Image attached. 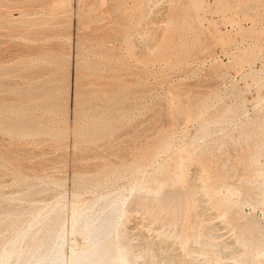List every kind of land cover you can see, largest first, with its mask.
Segmentation results:
<instances>
[{"label":"rangeland","instance_id":"374dc122","mask_svg":"<svg viewBox=\"0 0 264 264\" xmlns=\"http://www.w3.org/2000/svg\"><path fill=\"white\" fill-rule=\"evenodd\" d=\"M8 1L9 4H12L10 2L15 4L14 0ZM39 1L41 0H29L27 3L34 9L33 5ZM42 1H47L44 3L47 8L55 5L54 0ZM18 2L15 5L18 4L19 7L24 1L18 0ZM70 3L71 6L68 8L70 10L67 12L69 15L66 13L69 18L65 13L63 17L61 13L49 19L56 27L59 25L58 22H64H61L58 28L53 27V30L56 29L54 31L46 30L52 35L56 34L43 40V47L46 48L39 50L40 56L28 57L31 58L28 60L35 59L39 74L42 75L46 71L43 76H39L40 79L36 76L35 83L28 80L21 82L18 78L28 61L25 60L27 57L12 54L13 50H17L27 42L21 32H16L20 26L12 32L8 29H0V33L2 32L0 42L4 43L0 44V48L6 46L5 51L2 50L0 55H4L5 60L11 59V61L4 60L3 64L0 63V67L6 64L5 68L12 72L6 77L8 84L10 82L14 84L15 80L20 81L18 85L12 86L11 83L4 89L0 88L4 91L3 93L0 91V97L3 94L2 97H6L8 101L7 108L0 106L4 109L3 112L0 111V145L4 146V148L0 147V157L5 156V159L0 158V210L3 209L4 212L10 210L4 214L0 211V225H2L0 247L4 249L8 246L7 241L11 240L9 237L14 236L18 231L17 228L20 229V223L24 222L23 218L24 227H27L33 217H43L48 208L61 205L64 207L63 248L67 261L72 241L76 239L75 247L78 249L82 247L80 235L71 234V207L74 205L86 207L101 195H111L109 199L121 195L125 202L124 209H128V212L121 218L119 228L124 231L126 239L134 247L136 246L134 250L140 262L144 260L142 248L144 250L147 243V246L152 245L151 248L154 250L160 247L159 249L164 250L163 253H168L169 256L184 255L182 243L173 235L181 227L192 225L186 220L190 214L186 209L188 210L187 201L191 197L189 187L193 178L192 183L195 185L192 186L197 188L205 186V190H197L198 194L201 192V196L203 194L204 196L203 198L200 195L196 196L197 200L200 197L201 202L198 201L197 205H200L196 206L195 213L193 212L199 214L198 218L199 216L200 219L201 216L203 218L199 219L200 222H196L198 228L196 223L193 226L197 230L205 227L216 237L212 240H204L201 236L198 241L218 243L222 248L224 247L223 250L227 255L229 253L228 259L220 258L219 254L211 249L203 252L202 246L199 247L194 242L195 244L190 246L198 249V254L195 253V264H207L215 258L227 264H234L233 260L236 259L235 257L238 258V253L236 255L234 253L241 249L238 244L241 228L250 225L253 231L248 233L249 236L264 241V204L260 201L264 192V183L262 185L260 183L264 176L257 174L264 164V0H71ZM79 9H82L85 15L80 13ZM89 14L93 15L89 16ZM91 17L96 20L92 21ZM127 17L131 18V21H128ZM80 20L83 26L79 24ZM124 25L126 28L128 25L133 28L129 26L126 29ZM63 34L66 35L65 41L61 38ZM124 34L128 35L124 39H131L126 40L133 42L131 43L133 47L130 43L127 44L128 41H124ZM80 41L81 44L78 45ZM56 47L58 50L62 49L61 52ZM127 47L131 50L127 51ZM118 48L122 51L120 49L118 51ZM10 50L11 54L10 52L4 54ZM125 50L132 56L130 54L127 57L129 54ZM59 56H62L64 61H57ZM124 59L130 61L127 60L128 65ZM75 78L81 79L78 88L81 84L80 89L83 91L90 89L87 88L88 86L92 87L94 94L80 93L82 97L78 95V98L75 91L78 80ZM37 79L41 83L38 85L42 91L37 85ZM31 84H36L37 90L39 91L40 88L39 92L42 93L38 92L40 95L36 97H26V100L24 97L21 98L19 91L28 88ZM20 85L28 87L20 89L22 87ZM46 85L51 89L49 93L52 94L48 93L51 97L43 92ZM53 88L55 92H52ZM101 91L107 94L103 95ZM62 94L64 97H61ZM56 95H60L59 98L62 99ZM92 95L98 98L95 99ZM83 97L89 99V102ZM107 97L110 100L104 101ZM58 103L61 107L57 105ZM81 103L84 105L85 113L95 105V109L91 108L94 110L90 109L92 117L88 115L89 113L86 114L87 116L82 113L83 110L80 112L81 108L84 109ZM174 109L175 115L171 113ZM77 111L83 118H80ZM169 112L174 118L177 117L176 121L173 120V116L169 117ZM23 115L27 117L26 120L31 121L34 130L27 128L18 132L10 130L11 128L4 124V121L8 120L21 121ZM78 127L82 130L77 131ZM88 128H94V132ZM74 131H77V136ZM17 132L23 133L20 135ZM86 134L92 137L87 138ZM111 142L114 147L119 146L113 148L114 151L110 149ZM80 147H83L81 150L86 153L78 151ZM89 147L92 149L90 150ZM85 148L87 151L84 150ZM74 151L75 154L79 152L78 155L81 157H76ZM84 153L87 155H83ZM98 153L101 154L100 157ZM109 165L111 169L115 168V172L113 170L110 172ZM105 166L110 176L106 173ZM213 168H216L215 171ZM102 169L105 170L106 175ZM117 170H121L122 173ZM100 171L104 174L99 173ZM100 174L105 177H100ZM155 175L159 177V181ZM85 179L87 182H84ZM92 179L95 183H92L94 182ZM207 179L212 181L206 182ZM242 180L246 183H242L244 182ZM113 182L114 184H111ZM240 184L243 185L244 190L240 191ZM133 186L135 189L131 191ZM148 187H151L153 192H149ZM28 189H31L30 196L34 194L33 198H27L26 194L30 193ZM32 190L37 193L35 191L36 194L32 193ZM246 192L251 193V200L248 199ZM140 199H147L146 203L150 206L152 204L150 217L146 216L148 215L146 211L142 212L135 206V201ZM224 201L230 204L225 216H223L224 209L218 205ZM35 208L38 209L37 213ZM176 208H178L177 212ZM39 211L42 213L40 214ZM151 217L155 223H152ZM174 217L182 220L183 224L182 222L177 224L180 228L174 224L176 219ZM3 218L6 221L1 220ZM167 218L171 220L168 221ZM12 220H15V223L19 221L16 223L17 226ZM6 222L10 224L7 226V232L6 226H3ZM10 226H13L14 231L12 228L10 230ZM37 227L39 228L33 226L31 232H36ZM17 233L15 236L18 235ZM13 236L12 239L16 238ZM25 238L26 241L24 240L22 246L30 245L31 237ZM143 243L145 244L142 245ZM154 244L158 247L154 248ZM160 259L161 257L152 258L146 264L174 263H160L158 261ZM14 262L11 261L10 264Z\"/></svg>","mask_w":264,"mask_h":264},{"label":"bare ground","instance_id":"6f19581e","mask_svg":"<svg viewBox=\"0 0 264 264\" xmlns=\"http://www.w3.org/2000/svg\"><path fill=\"white\" fill-rule=\"evenodd\" d=\"M15 1V4H16V2H18V0H14ZM20 1V0H19ZM24 2L22 3V4H19V7L17 6V5H15V4H13V2H10V3H12V4H9V1L8 0H0V29H8L9 31H13V29H15V28H17V27H19L20 29L18 30V31H16V32H21V34L23 35V36H25L24 38L25 39H27V42L24 44V45H21V47H19L17 50H13L12 51V54L13 53H15L16 55H19V57H27V58H25V60H28V59H31V58H28V57H31V56H40V54H39V50L41 49H44V47L46 48V46H44L43 47V40H45V39H49V37H51V36H53V35H55L56 33H53V35L52 34H50L48 31H52L53 30V27H56V26H54L55 25V23H52L51 21H49V19L51 18L52 19V16L53 15H56V14H63V13H65V15H67L68 13V11L70 10H68V8L71 6V0H54L55 2H54V6L51 8H47V5L45 4L44 5V3L46 2L47 3V1H39V2H37V4H35V2H34V4L35 5H33V6H35V8L33 9L32 8V6L30 7V5L27 3L29 0H23ZM19 3V2H18ZM30 3V2H29ZM31 4V3H30ZM17 8V9H16ZM32 8V9H31ZM82 8V7H81ZM92 8V7H91ZM14 10H16V12H17V10H18V12L15 14L14 13ZM35 10V11H34ZM72 10V9H71ZM79 10H81L82 11V9H79ZM80 11V13H82V14H84L85 15V12L84 11H82L81 12ZM91 11H93V10H91ZM72 12H73V10H72ZM71 12V13H72ZM67 13V14H66ZM89 13V12H88ZM91 13V12H90ZM75 14V13H74ZM57 15V16H58ZM69 15V14H68ZM68 15L66 16V17H68ZM72 14H70V16H71ZM83 15V16H84ZM91 15H93V14H91ZM90 14H89V16H91ZM118 16V15H117ZM60 17V16H59ZM61 17H62V15H61ZM63 17H65L64 16V14H63ZM120 17V16H119ZM130 17V16H129ZM69 18V17H68ZM92 19V21H95L96 19L95 18H97L96 16H95V18H93V17H91ZM113 18V17H112ZM128 18V17H127ZM79 19V18H78ZM95 19V20H94ZM98 19V18H97ZM114 19H115V17H114ZM131 19V18H130ZM129 18H128V21H131ZM81 20H83V18H81ZM79 21V24L80 25H84L83 23H82V21ZM99 20V19H98ZM119 20V19H118ZM117 20V21H118ZM127 20V19H126ZM116 21V20H115ZM61 22H64V21H61ZM61 22H58L59 23V25H61ZM77 22V21H76ZM58 23H57V25H58ZM127 23V22H126ZM19 24V25H18ZM65 24H67V23H65ZM70 23H68V25H69ZM76 24V23H75ZM78 24V25H79ZM122 24V23H121ZM129 24V23H128ZM58 25V26H59ZM77 25V26H78ZM58 26L56 27V28H58ZM129 26H131V25H128V27L127 28H129ZM124 28H126L125 27V25L123 26ZM122 27V28H123ZM132 28H133V26H131ZM123 28V29H124ZM126 28V29H127ZM132 28H131V30H132ZM119 29V28H118ZM46 30H48V31H46ZM54 30H56V29H54ZM53 30V31H54ZM120 30H122L121 28H120ZM119 30V31H120ZM130 29H128V31H129ZM131 30H130V32H131ZM123 31V30H122ZM10 32V33H11ZM8 33V32H7ZM15 33V32H14ZM118 33H121V32H118ZM126 33V32H125ZM127 33H129V32H127ZM0 34H2V32L0 33ZM4 34H6L5 32H4ZM20 34V33H19ZM121 34H123V33H121ZM130 34V33H129ZM131 34H132V32H131ZM11 34H8V36H10ZM120 35V34H119ZM125 36H123V39H124V37H126V36H128L127 34H124ZM2 36V35H1ZM58 36V35H57ZM64 36H66V35H64L63 34V37L61 36V38H63L62 40H64L65 41V39H64ZM69 35L67 34V37H68ZM120 37V36H119ZM122 37V36H121ZM2 38V37H1ZM4 38V37H3ZM131 38V37H130ZM79 39V38H78ZM116 39H118V37L116 38ZM126 39H128V40H131V39H129V38H126ZM126 39H124V41L126 40ZM69 40H70V38H69ZM128 40H126V42L128 41ZM2 41V40H1ZM63 41V42H64ZM45 42V41H44ZM78 42V41H77ZM62 43V42H61ZM130 43V45L132 46L133 44H131V43H133V42H131V41H128V43L127 44H129ZM0 44L2 45V44H4V43H1L0 42ZM14 44V43H13ZM81 44V41L79 42V44L78 45H80ZM4 46V45H3ZM129 46V45H128ZM131 46H130V48H131ZM5 47V48H4ZM2 49L0 48V53H2L3 51L2 50H4L5 51V49H6V46H4ZM49 47V46H48ZM52 47V46H51ZM50 47V49H52ZM63 47H65V46H63ZM133 47V46H132ZM60 48H61V45H60ZM128 48V47H127ZM126 48V49H127ZM55 49V48H54ZM56 49L58 50V48L56 47ZM114 48L112 47V50H113ZM119 49L120 48H118V51H119ZM131 49H133V48H131ZM131 49H129L128 48V50L127 51H130ZM150 49V48H149ZM61 50L62 49H60V50H58L59 52H61ZM121 50V49H120ZM148 50V49H147ZM146 50V51H147ZM122 51V50H121ZM120 51V52H121ZM8 52H10L9 54H11V50L10 51H7V52H5L4 54H7ZM42 52V51H41ZM125 52H126V50H125ZM62 53H63V51H62ZM126 53H128V52H126ZM125 53V54H126ZM159 53V52H158ZM39 54V55H38ZM41 54H43V53H41ZM129 54V53H128ZM127 54V55H128ZM131 54V53H130ZM130 54L127 56V57H129L130 56ZM64 56H65V54H64ZM131 56H132V54H131ZM56 57H57V55H56ZM59 57H61L62 58V56H59ZM59 57L56 59L55 58V61L57 60V61H60V60H63V58L62 59H59ZM122 57H124V56H122ZM127 57H125V58H127ZM37 58H40V57H37ZM119 58V57H118ZM18 59V58H17ZM33 59V58H32ZM5 60V56L4 55H0V63L1 64H3V61ZM13 60V59H12ZM114 60V59H113ZM127 60L128 59H124V61L127 63ZM5 61H11V59L9 58V59H6ZM21 62H25L24 60L22 61V60H20ZM36 61H37V59H36ZM64 61V60H63ZM114 61H116V60H114ZM129 61V60H128ZM77 62H78V60H77ZM130 62V61H129ZM125 63V64H126ZM79 64V63H78ZM8 65V64H7ZM25 65H27V66H25V67H23L22 68V71H21V74L19 75V80L22 82L23 80L25 81V80H28V82L29 81H35V78H36V76H38L37 78H41V77H39L40 75H41V73L39 74V71L37 70L38 68H37V66H38V64L35 62V59L34 60H28L26 63H25ZM127 65H128V63H127ZM5 66H6V64H5ZM5 66L4 67H0V88L2 87L3 89H4V87L7 85V86H10V84L12 85V86H14V85H18L19 83H20V81L19 80H15V82H14V84H13V82H10V84H8L7 82H6V77H8V75L10 74V72L11 71H9L7 68H5ZM78 66V65H77ZM130 66H131V64H130ZM7 67V66H6ZM79 67V66H78ZM77 67V68H78ZM9 68V67H8ZM30 68H32V69H30ZM127 68V67H126ZM129 70V69H128ZM41 71H42V69H41ZM13 72H15V71H13ZM17 72V71H16ZM127 72V71H126ZM12 73V72H11ZM46 73V71L45 72H43L42 73V75L41 76H43V74H45ZM76 74V73H75ZM18 76V75H17ZM77 77V76H76ZM75 79H77V78H75ZM38 80V79H37ZM78 80V79H77ZM77 80H75V81H77ZM79 80H81V79H79ZM79 80L77 81V85H76V87L77 86H79L80 84H79ZM8 81V80H7ZM39 81V80H38ZM38 81H36L37 82V85H38V83L39 84H41L40 83V81L38 82ZM27 82V81H26ZM25 82V83H26ZM35 83V82H34ZM29 84V83H28ZM23 85V84H22ZM22 85H20V86H22ZM37 85L36 84H31V86H25V87H21L20 89H22V88H26V87H28V88H26V89H22L21 91H19V95H21L22 97L21 98H23L24 97V99L26 98V97H36V96H38V95H40L42 92H39L40 91V86L38 85V87H40L39 88V91L37 90L38 89V87H37ZM128 85V84H127ZM47 87H48V85H46ZM91 86H94V85H91ZM97 86H99V85H97ZM43 88L44 89V94L45 95H47L48 97L52 94H50L49 92H51V89L48 87V88ZM81 87H82V84H81ZM80 87V88H81ZM85 87V86H84ZM95 87V86H94ZM93 87V88H94ZM103 87L104 88H106L105 87V85L103 84ZM56 88V87H55ZM78 88V87H77ZM77 88H75L76 90V95L78 96L80 93H84V94H88V93H90V94H92L94 91H92L91 90V88L92 87H87V88H90V89H88V90H81L80 88H78V90H77ZM86 88V87H85ZM85 88H83V89H85ZM97 89H99V87H96ZM6 89V88H5ZM8 89V88H7ZM19 89V88H18ZM96 89V90H97ZM112 89V88H111ZM114 89V88H113ZM117 89V88H116ZM119 89H120V87H119ZM95 90V91H96ZM102 90V89H101ZM0 91H2V89L0 90ZM41 91H42V88H41ZM55 92V90H54V88H53V90H52V92ZM57 91V90H56ZM98 91V90H97ZM114 91H115V89H114ZM4 91H2V93H3ZM40 94H39V93ZM65 92V91H64ZM102 93L101 94H107V93H104L103 91H101ZM127 92V91H126ZM50 95H49V94ZM99 93H100V90H99ZM115 93V92H114ZM1 94V93H0ZM43 94V95H44ZM94 94V93H93ZM95 94H97L96 92H95ZM44 95V96H45ZM75 95V94H74ZM2 96H3V94H2ZM0 97V106H4L5 108H7L8 107V101H7V98L6 97ZM53 96V95H52ZM58 98H59V96L60 95H56ZM63 96V94L61 95V97ZM80 96V98L82 97L81 95H79ZM79 96H78V98H79ZM91 96V95H90ZM90 96H88V97H90ZM92 96H94V95H92ZM107 96V95H106ZM108 96H109V94H108ZM112 96H114V95H112ZM112 96H110L109 98L111 99V97ZM51 97V96H50ZM60 97V98H61ZM64 97V96H63ZM74 97H76V96H74ZM95 97V96H94ZM103 97V96H102ZM41 98V97H40ZM59 98V99H60ZM83 98H85L86 99V101H88L89 102V99L87 100V98L86 97H83ZM91 98V97H90ZM98 97H95V99H97ZM104 98V97H103ZM108 97L107 98H105V100L104 101H108V100H110ZM27 99V98H26ZM25 99V100H26ZM36 99V98H35ZM34 99V100H35ZM54 100H55V97L53 98ZM62 99V98H61ZM73 99H75L76 100V98H73ZM107 99V100H106ZM29 100V99H28ZM31 100H33V98L31 99ZM78 100V99H77ZM76 100V101H77ZM56 101V100H55ZM58 101H60V100H58ZM29 102V101H28ZM28 102H26V103H28ZM60 102H62V101H60ZM79 103L81 102L80 100L78 101ZM85 102V101H84ZM22 103V102H21ZM63 103V102H62ZM87 103V102H86ZM174 103V102H173ZM176 103V102H175ZM76 104V103H75ZM82 104V103H81ZM85 104V103H84ZM88 104V103H87ZM27 105V104H26ZM57 105H59V103L57 104ZM76 105H79V104H76ZM83 105V104H82ZM86 105V104H85ZM30 106V105H29ZM56 106V105H55ZM60 106V105H59ZM91 106V105H90ZM93 107L95 106V105H92ZM97 106V105H96ZM61 107V106H60ZM89 107V106H88ZM93 107H91V108H93ZM30 108V107H29ZM57 108V107H56ZM65 108V107H64ZM78 108H79V106H78ZM83 108H84V105H83ZM90 108V109H91ZM89 109V108H88ZM89 109V112H87V113H85L84 111H85V108L84 109H82L81 108V110H80V112L83 110V112L82 113H84L85 115L86 114H88L90 117H92L91 115H92V113H91V115H90V111L91 110H94L95 109V107H94V109H91L90 110ZM2 110V111H1ZM3 110L4 109H1V107H0V111L1 112H3ZM49 110V109H48ZM179 110V109H178ZM185 110V109H184ZM6 111V110H5ZM16 111V110H15ZM88 111V110H87ZM108 111V110H107ZM118 111V110H117ZM173 111H176L175 109L174 110H172L171 111V113H173V115H175L176 113L175 112H173ZM78 113H79V111H77ZM92 112V111H91ZM110 112V111H109ZM43 113V112H42ZM76 113V112H75ZM74 113V114H75ZM81 113V114H82ZM170 113V112H169ZM171 113H170V115H169V117H172L173 115H171ZM83 114V115H84ZM34 115V114H33ZM32 114H31V116H33ZM79 115H80V113H79ZM85 115H84V117H85ZM28 116V115H27ZM34 116H37V115H34ZM87 116V115H86ZM88 116V117H89ZM94 116V115H93ZM177 116H179L178 114H177ZM83 118V116H81L80 115V118ZM26 116L25 115H23V119L21 120V121H10V120H8V121H4V124L6 125V126H8L9 128H11L10 130H16V131H21V130H23V129H27V128H29V129H32V130H34V127H33V125L31 124V121H28L29 119H27L26 120ZM28 118H29V116H28ZM33 118V117H32ZM36 118H38V117H36ZM110 118H112V117H110ZM173 118H174V116H173ZM172 118V119H173ZM179 118V117H178ZM35 119V118H34ZM34 119H33V121H34ZM85 119V118H84ZM172 119H170V120H172ZM175 119H177V117L176 118H174L173 120H175ZM31 120V119H30ZM37 120V119H36ZM78 120H80L79 119V117H78ZM111 120V119H110ZM180 120V119H179ZM76 121V120H75ZM106 121V120H105ZM176 121V120H175ZM178 121V120H177ZM75 123H77V121L75 122ZM174 123V122H173ZM172 123V124H173ZM179 123V122H178ZM175 125L177 124V122H175L174 123ZM184 124V123H183ZM36 125V124H35ZM41 125V124H40ZM81 125V124H80ZM84 125V124H83ZM82 125V126H83ZM5 126V127H6ZM8 127H6V128H8ZM77 127V126H76ZM87 127V126H86ZM90 127V126H89ZM91 127H93V126H91ZM37 128V127H36ZM84 128V127H83ZM96 128H97V126H96ZM99 128V127H98ZM235 128V127H234ZM41 129L42 128H40V131H41ZM73 129V128H72ZM75 129V128H74ZM77 129V128H76ZM86 129V128H85ZM89 129V128H88ZM92 129V128H91ZM91 129H89V130H91ZM94 129V128H93ZM92 129V131L94 132V130ZM100 129V128H99ZM99 129H97V130H99ZM104 129V128H103ZM37 130H38V128H37ZM36 129H35V131L34 132H36L37 131ZM82 130V128H79L78 127V129H77V131H81ZM109 130V129H108ZM9 131V130H8ZM14 131H11V132H13L14 133ZM39 131V132H40ZM77 131H74V132H76L75 133V135L77 136ZM95 131H96V129H95ZM104 131H105V129H104ZM17 132V133H18ZM38 132V133H39ZM54 133H55V131H53ZM91 132V131H90ZM107 132V131H106ZM21 134L23 133V132H20ZM20 133H18V134H20ZM26 133V132H25ZM25 133H24V136H25ZM50 133V132H49ZM73 133V132H72ZM82 133V132H81ZM87 133V132H86ZM20 134V135H21ZM32 134H34V133H32ZM51 134V133H50ZM91 134V133H90ZM97 135V134H96ZM74 136V135H73ZM82 136H83V134H82ZM86 136H87V134H86ZM86 136H84V137H86ZM88 136H91V135H89L88 134ZM87 136V138H89ZM92 137V136H91ZM93 137H94V134H93ZM21 138V137H20ZM26 138V137H25ZM86 138V139H87ZM2 139V138H1ZM75 139V138H74ZM249 139V138H248ZM4 140V139H3ZM77 140V139H76ZM83 140V139H82ZM92 143V142H91ZM112 143V142H111ZM120 143V142H119ZM123 143V142H122ZM126 143V142H125ZM124 143V144H125ZM116 144V143H115ZM121 144V143H120ZM129 144H130V140H129ZM128 144V145H129ZM165 144V143H164ZM238 144H240V143H238ZM12 145H14V144H12ZM123 145V144H122ZM2 145H0V147H1ZM82 146V145H81ZM104 146V145H103ZM111 146V145H110ZM109 146V147H110ZM118 145H115V147L113 146V143H112V148H110V149H112L113 150V148L115 149L116 147H117ZM124 146V145H123ZM3 148H4V146H2ZM85 147V146H84ZM108 147V146H107ZM106 147V148H107ZM119 147V146H118ZM117 147V148H118ZM121 147L122 146H120V149H121ZM225 147V146H224ZM98 148V147H97ZM96 148V149H97ZM100 148V147H99ZM158 148V147H157ZM78 149V148H77ZM81 149H83V147L81 148L80 147V149L78 150V151H80ZM89 149H90V147H89ZM91 149H92V147H91ZM90 149V150H91ZM95 149V150H96ZM156 149V148H155ZM160 149V148H159ZM158 149V150H159ZM169 149V148H168ZM84 150H86V148L84 149ZM90 150H88V151H90ZM95 150H94V153H96L95 152ZM112 150H110V151H112ZM161 150V149H160ZM7 151V150H6ZM87 151V150H86ZM114 151V150H113ZM116 151V150H115ZM178 151H180V150H178ZM82 152H85V151H83V150H81V153ZM93 152V151H92ZM91 152V153H92ZM186 152H189V151H186ZM185 152V153H186ZM2 153V152H1ZM79 153V152H78ZM78 153H76L75 154V151H74V154H75V156L76 157H78V156H80V155H78ZM86 153V152H85ZM83 154V155H87V154ZM90 153V152H89ZM113 153H115V152H113ZM158 153V152H157ZM203 153V152H202ZM80 154V153H79ZM99 154V153H98ZM111 154H112V152H111ZM156 154V153H155ZM3 155V154H2ZM82 155V154H81ZM91 155V154H90ZM113 155V154H112ZM207 155H209V154H207ZM206 155V156H207ZM1 156V155H0ZM92 156V155H91ZM94 156V155H93ZM99 157L101 156V154H99L98 155ZM106 156V155H105ZM125 156V155H124ZM5 156L3 155L2 157H0V158H4ZM75 157V158H76ZM81 157V156H80ZM79 157V158H80ZM95 157H97V155L95 156ZM104 157V156H103ZM159 158V157H158ZM5 159V158H4ZM8 159V158H7ZM2 160V159H1ZM79 160H81V159H79ZM154 160V159H153ZM176 162V161H175ZM153 163V162H152ZM151 163V164H152ZM179 164V163H178ZM22 165V164H21ZM97 166V165H96ZM114 166V165H113ZM113 166H112V168H113ZM24 167H25V165H24ZM100 167V166H99ZM106 167V173H108V175H109V170L111 169V166L109 165L108 167V169H107V166H105ZM104 167V168H105ZM116 167V166H115ZM28 168V167H27ZM31 168V167H30ZM77 168V167H76ZM75 168V169H76ZM79 168V167H78ZM96 168V167H95ZM132 168V167H131ZM120 169V168H119ZM127 169V168H126ZM182 169V168H181ZM208 169V168H207ZM214 169V171H215V169L216 168H213ZM213 169H212V171H213ZM103 170V169H102ZM114 171L115 170V168H113V169H111L110 170V172L111 171ZM129 170V169H128ZM131 170V169H130ZM210 170H211V168H210ZM86 171H88V169H86ZM86 171H85V173H86ZM90 171V170H89ZM105 170H103V172H104ZM108 171V172H107ZM117 171H121V170H117ZM123 171V170H122ZM205 171H207V170H205ZM30 172V171H29ZM36 172H37V169H36ZM75 172V171H74ZM79 172H81V171H79ZM83 172V171H82ZM103 172H99V173H102V174H104ZM115 172V171H114ZM113 172V173H114ZM124 172H125V170H124ZM144 172V171H143ZM195 172V171H194ZM204 172V171H203ZM202 172V173H203ZM237 172V171H236ZM78 173V172H77ZM96 173V172H95ZM106 173L104 174V175H106ZM113 173H112V175H113ZM120 173H122V172H120ZM119 173V174H120ZM206 173V172H205ZM204 173V174H205ZM24 174V173H23ZM76 174V173H75ZM74 174V175H75ZM102 174H100V177L102 176ZM125 174V173H124ZM151 174V173H150ZM207 174V173H206ZM257 174H259V175H261V176H264V164H263V166H262V168L259 170V172L257 173ZM73 175V176H74ZM80 175V174H79ZM96 175V174H95ZM94 175V176H95ZM98 176H99V174H97ZM111 175V174H110ZM109 175V176H110ZM183 175V174H182ZM192 175V174H191ZM194 175V174H193ZM203 175V174H202ZM208 175V174H207ZM209 175H210V172H209ZM237 174L235 173V175L234 176H236ZM26 176V175H25ZM35 176V175H34ZM77 177H78V174L76 175ZM93 176V175H92ZM98 176H97V178H98ZM109 176H106V177H109ZM122 176V175H121ZM211 176V175H210ZM209 176V177H210ZM226 176H228V175H226ZM76 177V178H77ZM84 177V176H83ZM96 177V176H95ZM103 177H105V176H102V178ZM117 177H118V175H117ZM75 178V177H74ZM75 178V179H76ZM79 178H82V177H79ZM88 178V177H87ZM154 178V177H153ZM155 178H157V180H158V178L159 177H156V175H155ZM162 178H163V176H162ZM200 177H198V179H199ZM212 178V177H211ZM233 178H235V177H233ZM83 179V178H82ZM94 179V178H93ZM92 179V180H93ZM99 179V178H98ZM97 179V180H98ZM101 179V178H100ZM106 178H104V180H105ZM132 179V178H131ZM187 179V178H186ZM196 179V178H195ZM231 179V178H230ZM37 180V179H36ZM79 180V179H78ZM149 180H150V177H149ZM161 180V179H160ZM192 180H193V178H192ZM191 180V187H189V189L191 188V197L190 198H188V201H187V205H188V210L186 209V211H188L190 214H189V216H188V218L186 219L187 220V222L190 224V223H192V225H188L187 227H179V226H177V224H179L180 222H182V220L181 219H177V217H174V218H176L175 219V225L177 226V227H179L178 229V231L177 232H175L174 233V238H176L177 240H179L181 243H182V246H183V248H184V251H182V252H184V255H174V256H169L168 255V253L167 254H164L163 253V251H162V249L160 250L159 248V251H157L158 249H156V250H154V249H152L151 247H152V245L151 246H147L148 245V243H147V245H145L144 246V250H143V248H142V251H143V254H142V257L144 258V260H142L141 262H140V260H139V256L136 254V252H135V250H134V248H136V246L134 247V245H132L131 244V242L128 240V239H126V237H125V234H124V231H121L120 230V228H119V222H120V220H121V218L128 212L127 210H125L124 208H125V202H124V200L122 199V196L121 195H115V196H113L111 199H109L110 198V196L111 195H101V194H103V193H101V194H99V195H101V196H99L95 201H93L92 203H90L88 206H86L85 207V205H84V207L82 206V207H80V206H76V205H74L73 207H71L72 209V212H71V210H70V214H71V216H70V219H71V226H70V230H71V234H79L80 235V237H81V239H82V247H80L79 249L77 248V247H75V245L77 244V240L75 239V241L73 242L72 241V243H71V248H70V252H69V255H68V260L66 261V257L64 256L65 254H64V248H63V239H64V235H65V226H64V222H63V211H64V207L63 206H61V205H54L53 207H50V208H48L47 209V211H46V213L44 214V216L43 217H39V216H35V217H33V219L32 220H29V221H31L30 222V224L27 226V227H24V224H25V219L23 218V220H24V224L23 223H20L21 225H22V227H20L21 225H19V228L20 229H18L17 228V230L19 231H17V232H15V234H14V236L16 235V233L18 234L17 236H15L16 238H14V236H13V238L14 239H12L11 237H9L11 240H8L9 241V243H8V241H7V245H6V242H4L5 243V246H7L6 248L4 247V249H2V247H0V249H1V251H0V264H10V262L11 261H15L14 262V264H146L147 263V261H150L152 258L153 259H159V257H161V259L160 260H158V261H160V263H168V262H174L175 264H195V260H196V257H195V253H197L198 252V249L197 248H193V247H191L190 245H192L194 242H196L197 243V246H199V245H201L202 246V251L204 250H209V249H211V251H213L214 253H217V254H219V256H220V258H222V257H224V258H226V259H228L227 258V256L229 255V253H228V255L224 252V247L222 248L221 247V245L219 244L218 245V243L217 244H214V243H204V242H200V241H198L199 240V237H201L202 236V238L204 239V240H208V239H211L212 240V238H216L215 236H213L212 235V232L210 233V231H208L205 227V229L203 228V229H201V230H197V228L199 227V226H197L198 224V222H200L199 221V219H200V216H199V218L197 217L199 214H193V212L195 211V209L197 208L196 206H199V205H197L198 204V201L200 200V197L201 198H203V196H204V194H203V196H201L202 195V193L200 192V194H198V191H201V189H203V190H205V186L202 188L201 186L199 187L198 185V188L195 186H192L193 184L195 185V183H192L193 181ZM200 180L201 181H203L201 178H200ZM208 180H210V179H207V181L206 182H208ZM233 180V179H232ZM239 181H240V179H238ZM249 180V179H248ZM26 181V180H25ZM46 181V180H45ZM76 181V180H75ZM82 181V180H81ZM86 181V179L84 180V182ZM94 182H92V183H95V180H93ZM100 181V180H99ZM101 181H103V179L101 180ZM106 181V180H105ZM111 181V180H110ZM114 181V180H113ZM145 181V180H144ZM148 181V180H147ZM151 181V180H150ZM159 181V180H158ZM162 181V180H161ZM160 181V182H161ZM210 181H212V180H210ZM242 181H244V180H242ZM263 181H264V179H263ZM261 182L260 183V185H262L264 182ZM23 182V181H22ZM77 182H79V181H77ZM87 182V181H86ZM98 182V181H97ZM108 181H106V183H107ZM152 183H153V181H151ZM197 182V181H196ZM206 182H203L204 184L206 183ZM241 182V181H240ZM248 182V181H247ZM52 183V182H51ZM89 183V182H88ZM146 183V182H145ZM157 183H159V182H157ZM189 183V184H190ZM242 183H246V181H244V182H242ZM41 185H43V183H40ZM57 184V183H56ZM78 184H80V183H78ZM84 184H86V183H84ZM111 184H114V182L113 183H111ZM111 184H108V185H111ZM184 184V183H183ZM188 184V185H189ZM211 184H212V182H211ZM237 184H239L238 183V181H237ZM46 185V184H45ZM74 185V184H73ZM91 185V184H90ZM148 185V184H147ZM147 185H146V187H147ZM150 185V184H149ZM203 185V184H202ZM246 184H244V186H245ZM248 185V184H247ZM27 186H28V183H27ZM32 186V185H31ZM30 186V187H31ZM40 186V185H39ZM48 186V185H47ZM50 186V185H49ZM82 186H83V183H82ZM92 186V185H91ZM94 186H96V185H94ZM151 186V185H150ZM153 186H154V183H153ZM190 186V185H189ZM239 186V185H238ZM22 187V186H21ZM33 187V186H32ZM32 187H31V189H32ZM75 187L77 188V186H76V183H75ZM81 186H79V188H80ZM86 187V186H85ZM145 187V186H144ZM143 187V188H144ZM145 187V188H146ZM237 187V186H236ZM240 191L241 190H244V187H243V185H241L240 184ZM28 188V187H27ZM27 188H26V190H27ZM35 188V187H34ZM44 188V187H43ZM92 188V187H91ZM106 188H107V186H106ZM105 188V189H106ZM149 188V192L150 191H152V188L151 187H148ZM238 188V187H237ZM246 188V187H245ZM30 189V190H31ZM96 189V188H95ZM135 189V187L133 186V187H131V191H133ZM189 189H187L188 191H189ZM200 189V190H199ZM26 190H25V192H26ZM29 190V189H28ZM30 190H29V192H30ZM36 190V189H35ZM34 190V191H35ZM58 190H59V188H58ZM78 191L80 190V189H77ZM76 190V191H77ZM100 190V189H99ZM101 190H102V187H101ZM185 190V189H184ZM198 190V191H197ZM246 190V189H245ZM33 191V190H32ZM32 192V193H35V192ZM76 191H75V193H76ZM95 192H98V191H96V190H94ZM103 191V190H102ZM109 191H111V190H109ZM116 191V190H115ZM187 191V192H188ZM251 191V190H250ZM249 191V192H250ZM21 192V191H20ZM24 192V193H25ZM28 192V191H27ZM104 192V191H103ZM153 192V191H152ZM19 193V192H18ZM22 193V192H21ZM23 193V194H24ZM37 193V192H36ZM35 193V194H36ZM100 193V192H99ZM204 193V192H203ZM242 193V192H241ZM243 193H244V191H243ZM11 194V193H10ZM14 194V193H13ZM29 194H31V192L30 193H28V194H26V195H28V199L30 198V197H32L33 198V195L34 194H32L31 196L29 195ZM188 195H189V193H187ZM251 194V193H250ZM250 194H248L247 192H246V195H247V197H248V199H250L251 197H250ZM25 195V194H24ZM198 195H200V197H199V200H197V197H198ZM15 196V195H14ZM37 196H39V195H37ZM77 196V195H76ZM197 196V197H196ZM93 197V196H92ZM189 197V196H188ZM36 198V197H35ZM125 198V197H124ZM77 199V198H76ZM185 199V198H184ZM212 199V198H211ZM37 199H35V201H36ZM73 200V199H72ZM145 200H147V199H145ZM144 199H140V200H138L137 202L135 201V206L136 207H138L139 209H141L142 210V212H143V210L144 211H146V213L149 215L150 213H151V210H152V204H151V206L148 204V203H146V201H145ZM251 200V199H250ZM54 201V200H53ZM56 201H57V199H56ZM76 201V200H75ZM163 201V200H162ZM210 201V200H209ZM260 201H261V203L262 204H264V192L262 193V195H261V197H260ZM31 202H32V200H31ZM30 202V203H31ZM170 202V201H169ZM173 202V201H172ZM199 202H201V200L199 201ZM250 202V201H249ZM86 203V202H85ZM180 203V202H179ZM202 204H203V201H202ZM201 204V205H202ZM49 205V204H48ZM71 205H73V203L71 204ZM79 205V204H78ZM169 205V204H168ZM173 205V204H172ZM204 205V204H203ZM202 205V206H203ZM218 205L221 207V208H223L224 209V211H223V216H225L226 215V213L228 212V210H229V202L228 201H224V202H221V203H218ZM15 206V205H14ZM174 206V205H173ZM206 206V205H205ZM209 206V205H208ZM216 206V205H215ZM11 207V206H10ZM13 207V206H12ZM158 207V206H157ZM201 207V206H200ZM154 208V207H153ZM172 208V207H171ZM185 208H187V207H185ZM206 207H204V209H205ZM215 208V207H214ZM22 209V208H21ZM41 209V208H40ZM39 209V210H40ZM177 209L178 208H176V212H177ZM182 209H183V205H182ZM181 209V210H182ZM207 209H208V207H207ZM9 210V209H8ZM8 210H6V211H8ZM34 210H36V213H37V210L38 209H34ZM45 210V209H44ZM157 210V209H156ZM180 210V211H181ZM199 210V209H198ZM1 211V210H0ZM5 211V212H6ZM10 211V210H9ZM11 211H12V209H11ZM14 211V210H13ZM23 211V210H22ZM43 211V210H42ZM184 211V210H183ZM182 211V212H183ZM200 211V210H199ZM202 211V210H201ZM208 210H206V212H207ZM3 212V214L5 213L4 211H3V209H2V211H1V213ZM40 212V211H39ZM130 212V211H129ZM173 212V211H172ZM202 212H205V211H202ZM0 213V214H1ZM8 213H10V212H8ZM33 213H35V212H33ZM42 212H40V214H41ZM185 213V212H184ZM187 213V212H186ZM195 213V212H194ZM199 213V212H198ZM2 214V215H3ZM7 214V213H6ZM5 214V216H7ZM130 214V213H129ZM129 214H127V215H129ZM145 214V213H144ZM174 214H175V212H174ZM178 214V213H177ZM188 214V213H187ZM12 215H14V214H12ZM31 215H32V213H31ZM31 215H29L30 217H32ZM36 215V214H35ZM148 215H146L147 217H150V215L148 216ZM159 215V214H158ZM176 215V214H175ZM174 215V216H175ZM179 215V214H178ZM186 215V214H185ZM184 215V216H185ZM212 215V214H211ZM1 216V215H0ZM4 216V217H5ZM10 216V215H9ZM25 216V215H24ZM23 216V217H24ZM126 216V215H125ZM163 216V215H162ZM161 216V217H162ZM180 216V215H179ZM203 216H204V213H203ZM206 216H210V215H206ZM205 216V217H206ZM19 217H21V216H19ZM154 217V216H153ZM153 217H151L152 219H153ZM204 217V218H205ZM228 217V216H227ZM11 218V217H10ZM28 218V217H27ZM27 218H26V220H27ZM150 218V221L152 220ZM170 218H172V216L170 217ZM169 218V219H170ZM202 216H201V219L200 220H202ZM207 218V217H206ZM208 218H210V217H208ZM164 219V218H163ZM168 219V218H167ZM169 219H168V221H169ZM1 220H5V218H3V219H1ZM16 220H18V219H16ZM156 220V219H155ZM162 220V219H161ZM171 220V219H170ZM183 220H184V218H183ZM207 220V219H206ZM6 221V220H5ZM5 221H4V223H5ZM7 221H8V219H7ZM13 221V223L16 225V223H18L19 221H20V219H19V221L18 222H16L15 223V220H12ZM153 222L152 223H155L154 222V219L152 220ZM158 221H159V219H158ZM158 221H156V223L158 222ZM70 222V221H69ZM161 222H163V220L161 221ZM197 222V223H196ZM0 223H1V221H0ZM12 223V222H11ZM12 223V224H13ZM194 223H196V226H197V228L195 229V227L193 226V225H195ZM3 224V223H2ZM7 224V225H6ZM6 224L5 225H3L5 228H6V232H7V226H8V224H9V222L7 223L6 222ZM27 224V223H26ZM173 224V225H174ZM182 224H183V222H182ZM232 224V223H231ZM10 225V224H9ZM168 225H169V223H168ZM171 225V224H170ZM199 225H200V223H199ZM204 225V224H203ZM0 226H2V225H0ZM17 226V225H16ZM16 226H15V228H16ZM26 226V225H25ZM33 226H39V228L37 227V231L36 232H31V228L33 227ZM4 227H2V228H4ZM13 227V226H12ZM11 226L9 227L10 228V230H12L13 229V231H14V228H12ZM174 227V226H173ZM208 227V226H207ZM12 228V229H11ZM202 228V227H201ZM211 228V227H210ZM213 228V227H212ZM33 229V228H32ZM1 230V229H0ZM241 231H239V233H240V238L238 239V244H239V246H240V248L241 249H238L237 250V252H235L234 254L236 255V253H238V258L237 257H235L236 259L235 260H233V261H235V263L234 264H264V241L262 242L261 241V238L260 239H258L257 238V240L255 239V238H253L252 236H249L250 234H248V233H251L253 230H252V227L250 226V225H246V227H243V228H241L240 229ZM13 231H12V233H13ZM211 231H212V229H211ZM1 232V231H0ZM173 232V231H172ZM171 233V232H170ZM169 233V234H170ZM2 234H4V233H2ZM6 234H8V233H5V235ZM9 234H10V232H9ZM248 235V236H247ZM27 236H30L31 237V239H30V243L29 242H27V243H29L30 245H26V246H22V243L24 242V240L26 239L25 237H27ZM73 236V235H72ZM219 237V236H218ZM1 238H2V236H1ZM4 238V237H3ZM6 238H8V236L6 237ZM5 238V239H6ZM2 240V239H1ZM203 240V241H204ZM26 241V240H25ZM28 241V240H27ZM1 242V241H0ZM3 242V241H2ZM147 242V241H146ZM199 242V243H198ZM205 242H208V241H205ZM73 243H75V244H73ZM2 244V243H1ZM0 244V245H1ZM73 244V245H72ZM145 243H143L142 245H144ZM153 244V243H152ZM195 244V243H194ZM197 246H195V247H197ZM228 246V245H227ZM158 247V246H157ZM157 247H155V244H154V248H157ZM200 247V246H199ZM198 247V248H199ZM197 249V250H196ZM226 249H227V247H226ZM232 250V249H231ZM230 250V251H231ZM141 251V252H142ZM203 251V252H204ZM139 252V251H138ZM200 253V252H199ZM202 253V252H201ZM198 254V253H197ZM196 254V255H197ZM231 254V253H230ZM140 255V254H139ZM167 255V256H166ZM198 260V259H197ZM198 262V261H197ZM173 263V264H174ZM206 263H207V261H206ZM207 264H227V263H224V262H222L221 260H219L218 258H215V260L214 261H210V262H208Z\"/></svg>","mask_w":264,"mask_h":264}]
</instances>
